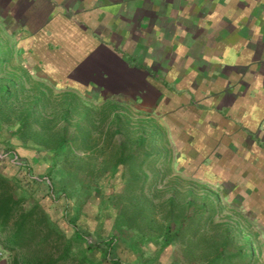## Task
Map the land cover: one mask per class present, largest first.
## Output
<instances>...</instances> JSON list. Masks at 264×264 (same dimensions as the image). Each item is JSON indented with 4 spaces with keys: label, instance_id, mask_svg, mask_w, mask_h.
Masks as SVG:
<instances>
[{
    "label": "crops",
    "instance_id": "1",
    "mask_svg": "<svg viewBox=\"0 0 264 264\" xmlns=\"http://www.w3.org/2000/svg\"><path fill=\"white\" fill-rule=\"evenodd\" d=\"M0 21L39 77L137 101L193 179L264 209V0H0Z\"/></svg>",
    "mask_w": 264,
    "mask_h": 264
},
{
    "label": "rangeland",
    "instance_id": "2",
    "mask_svg": "<svg viewBox=\"0 0 264 264\" xmlns=\"http://www.w3.org/2000/svg\"><path fill=\"white\" fill-rule=\"evenodd\" d=\"M0 37L6 49L0 52V169L28 196L25 206L33 205L29 196L38 189L35 220L44 212L49 215L40 229L51 235L44 241L39 236L23 250L28 259L59 256L72 239L71 252L61 264H111L102 241L118 235L110 257L115 253L124 264H264V209H241L221 192L210 194L213 204H204L201 186H193L194 195L187 192L193 178L174 158L176 146H168L171 159L153 155L158 145L151 112L132 99L85 104L81 95L39 77L21 34H13L3 21ZM6 84L14 91L7 100L1 90ZM30 111L34 121L27 125L29 134L21 136L16 132L19 115ZM85 136L95 150L81 144ZM61 139L67 143L56 150ZM120 159L124 161L118 165ZM53 182L58 189L51 193ZM73 225L87 240L102 245L91 249L74 239ZM168 225L179 230L170 245L164 238ZM245 233L253 238L255 250L243 260L236 254L245 250ZM14 253L0 245L2 264H11Z\"/></svg>",
    "mask_w": 264,
    "mask_h": 264
},
{
    "label": "trees",
    "instance_id": "3",
    "mask_svg": "<svg viewBox=\"0 0 264 264\" xmlns=\"http://www.w3.org/2000/svg\"><path fill=\"white\" fill-rule=\"evenodd\" d=\"M4 42L2 41L0 37V52L6 53V49L3 48ZM2 56L0 53V65L3 63L2 62ZM14 80H11V83H13ZM1 90L4 91L5 93V99H9L13 94L14 91L11 90V86L6 84L3 85ZM77 96V95H75ZM80 96V95H79ZM82 97V96H80ZM84 98V97H82ZM86 99V98H85ZM87 99L85 101V104H88L90 101ZM110 100V99H108ZM106 100V101H108ZM104 101V102H106ZM93 102V101H92ZM90 102L89 104H91ZM89 113V111L87 112ZM22 113L19 115L20 121H19V126L17 128L16 132L21 133L20 135H28L29 133L27 132L26 128L29 123H31L33 118L32 112H27L26 116H21ZM87 115V114H86ZM120 117L117 116V119H121L122 114H119ZM150 118H155L153 116H150ZM144 120V119H141ZM153 133V142L156 141L157 145V154L153 155H168L167 152H170L171 150L169 149L168 145L164 144V139H162V135H160V132L157 129V124L155 123V127L151 130ZM162 134V132H161ZM82 140V139H81ZM67 140L61 139L58 141L59 145L56 148H64L66 145ZM84 143V146L86 145L87 148L95 150L94 145H92V142L90 143L89 138L86 136L83 137V140L81 144ZM73 144V142L71 143ZM34 145H39V144H34ZM40 146V145H39ZM53 147L55 145H52ZM37 147V146H36ZM57 150V149H56ZM71 151L73 152V149L71 148ZM149 152L146 154L147 156V161L149 159ZM152 155V157H153ZM170 157V155H168ZM176 158V157H174ZM171 159V157H170ZM161 160V159H160ZM124 161L120 159V161L117 163L118 165L121 164V162ZM170 161V160H168ZM123 163V162H122ZM10 176H7L2 169H0V245L2 246V249L7 250V251H14L15 253L12 255L11 259V264H61V260L68 257L69 253L71 252V243L72 239H70L66 246L64 247L63 252L59 256L55 255H48L44 259H38V258H32L28 259L27 256L23 253V250H26L29 248L31 243L37 241L38 237H42V241L48 239L49 235H51V232L48 234L43 235L42 229H40L41 226V221H44V218L46 219L49 215L48 213H43L42 219L40 220H35L34 217L35 215L40 212V205L39 202L36 201L38 199L34 198V195L37 194L38 189L36 190L35 194H32L30 197V200L33 201V205L30 207L25 206V201L27 199L26 194H20V191L18 192L16 188L13 187V184L11 182ZM196 183H195V182ZM192 185L189 186L188 193H192L194 195V185L196 186H201L203 190L205 191L204 194L205 196L201 197L203 198L204 204H213V198L210 197V194L213 196L214 194H217L220 196V192L215 189H209L205 187L206 183H201L199 181H196L195 179H192ZM18 187V186H17ZM177 187V186H176ZM50 190L49 192L54 193L56 190L55 188L58 189L57 183L53 182L49 186ZM178 188V187H177ZM176 189V191H180L179 188ZM23 190V189H22ZM45 195V194H44ZM48 195V194H47ZM45 195V197L47 196ZM61 193H59L58 197H61ZM209 195V196H208ZM215 196V195H214ZM196 197V196H195ZM219 200H222L221 198ZM189 204H194V202L191 200ZM39 210V211H38ZM48 219V218H47ZM74 224L73 222H71ZM74 229V239L80 240V241H85L87 242V245L91 247V249H96V245H102L97 242L96 240L89 241L87 238L84 236V234L77 228V226L73 225L72 227ZM241 231V230H240ZM250 233V232H247ZM245 233L244 239H245V250L244 252L239 251L236 255L240 257L241 259H247V254L250 253L252 254L253 251L255 250L254 246V240L251 238L249 234ZM177 237H179V230H172L171 226L168 225L165 230V244L170 245ZM116 240H119L118 235H111L108 238L104 239L102 243L104 244V249H103V255L106 258H109L111 261V264H124V262L118 258L115 253L112 257H110L114 243ZM41 241V240H40ZM94 242V243H93ZM96 243V244H95ZM221 250H219V253L221 255ZM221 259V256H218L215 261H218ZM89 264H94L93 261H90Z\"/></svg>",
    "mask_w": 264,
    "mask_h": 264
}]
</instances>
